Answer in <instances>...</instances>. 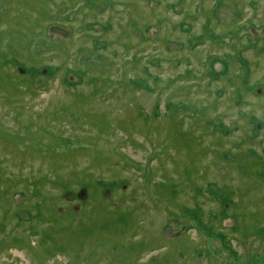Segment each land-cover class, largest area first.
<instances>
[{"label":"rangeland","instance_id":"rangeland-1","mask_svg":"<svg viewBox=\"0 0 264 264\" xmlns=\"http://www.w3.org/2000/svg\"><path fill=\"white\" fill-rule=\"evenodd\" d=\"M219 1L0 0V264H264V56Z\"/></svg>","mask_w":264,"mask_h":264},{"label":"flooded vegetation","instance_id":"flooded-vegetation-1","mask_svg":"<svg viewBox=\"0 0 264 264\" xmlns=\"http://www.w3.org/2000/svg\"><path fill=\"white\" fill-rule=\"evenodd\" d=\"M224 1L225 0H222V1H219L216 3V8H218V9H215L216 10L215 12H217V14H219L220 11L225 7ZM237 1L238 2L241 1V2H244L246 5L252 6V9L254 10V12H252V14H250V16H247L246 19H243V20L238 22L240 28H239L237 34H234L232 32V30L225 31L223 33H217L215 31V29L213 28V26L210 25V23L206 24L205 28H207V30L211 31V29H212V35L210 37L213 40H210V42L219 43V38L222 37V43L224 45H226L227 43L224 42V39H226L227 35H230V42H231V39L234 38V36L239 37L241 33L246 32L247 35L245 34V36H246L245 40L247 42H245L243 45L244 50H247V51L252 50L255 53V56L258 59H260L261 57L264 56V0L263 1L262 0H237ZM261 5H263V11L260 9ZM221 7H222V9H221ZM244 10L246 12H249L250 8L244 7ZM227 21L229 23H231L232 25L235 22L234 20H232L230 18L228 20L225 19V22H227ZM247 24H249V25H247ZM232 25H231V27H232ZM252 27L254 29H252ZM254 33L256 34V36ZM202 35L203 36L198 38L199 41L205 39L204 37H206V35L204 33ZM219 44H221V43H219ZM227 46H228V44H227ZM236 50L237 49H235V54H236ZM258 59L256 60L255 65H253V67L258 66V64H259ZM233 60H235L236 63L238 64V67L240 69L238 72H244L245 73V79L248 78L245 81V83H248L250 81L253 68H252V63L250 62V60L243 57L242 53H239L238 56H235V57H232L230 55L223 56L222 58L210 57L209 58V69H210L209 73H211V75L213 76L211 78V80L212 81L220 80L224 75H228L229 72H233V71H231L232 70L231 68L233 67L231 62ZM217 65L219 66V68L216 67ZM255 85L257 86L256 89L261 88V86L264 85V77L257 79L255 81ZM261 97H264V95H262Z\"/></svg>","mask_w":264,"mask_h":264},{"label":"trees","instance_id":"trees-1","mask_svg":"<svg viewBox=\"0 0 264 264\" xmlns=\"http://www.w3.org/2000/svg\"><path fill=\"white\" fill-rule=\"evenodd\" d=\"M21 68H23V67H21ZM24 69V73H26L28 70H25L26 68H23ZM48 72H50V70H48ZM34 75H36V73L34 74ZM56 147V146H55ZM57 149H49L48 151H51L52 150V152L54 151V153L56 154V155H62V156H69L70 154H73L74 152H75V150L76 149H73V151H70V150H62L61 151V149L60 148H58V147H56ZM46 151H47V149H45ZM58 150H60L61 152H59ZM92 186H94V185H92ZM84 187H85V189L86 188H90L91 186H90V184H88V183H85L84 184ZM72 191V190H71ZM70 191V192H71ZM111 191V190H110ZM104 199H105V197H104ZM106 200V199H105ZM225 201V200H224ZM226 202V205H227V202H229V200H226L225 201ZM66 210V209H65ZM68 210H66L65 212H67ZM226 208H225V211L223 212L224 213V215H226ZM71 215H75L76 214V212L73 210V209H71ZM57 214H60V212H59V209H58V211H57ZM61 215V214H60ZM128 217V216H127ZM126 217V218H127ZM234 229V228H233ZM261 233H262V236H264V228H261ZM219 236H221L222 238H225L224 237V235H219Z\"/></svg>","mask_w":264,"mask_h":264},{"label":"water","instance_id":"water-1","mask_svg":"<svg viewBox=\"0 0 264 264\" xmlns=\"http://www.w3.org/2000/svg\"><path fill=\"white\" fill-rule=\"evenodd\" d=\"M52 32L53 33H60L61 32V29L55 27V28L52 29ZM87 197H88L87 189L81 190L78 193V195H75L74 193H67L65 195L66 200H68L70 202L73 201L74 199H79L81 201H86Z\"/></svg>","mask_w":264,"mask_h":264}]
</instances>
